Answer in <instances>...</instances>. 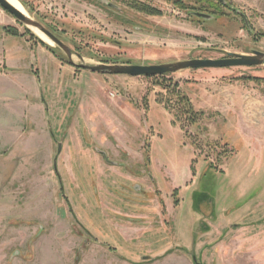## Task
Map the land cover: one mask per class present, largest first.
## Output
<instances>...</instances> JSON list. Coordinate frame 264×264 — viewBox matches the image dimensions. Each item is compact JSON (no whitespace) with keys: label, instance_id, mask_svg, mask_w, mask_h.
I'll return each instance as SVG.
<instances>
[{"label":"rangeland","instance_id":"374dc122","mask_svg":"<svg viewBox=\"0 0 264 264\" xmlns=\"http://www.w3.org/2000/svg\"><path fill=\"white\" fill-rule=\"evenodd\" d=\"M21 1L76 64L264 52V0ZM0 22L50 52L1 6ZM51 47L62 64L43 82L46 127L0 140V264H264V66L108 75ZM155 101L167 114L152 139ZM27 148L35 180L18 171Z\"/></svg>","mask_w":264,"mask_h":264},{"label":"crops","instance_id":"0c3cea01","mask_svg":"<svg viewBox=\"0 0 264 264\" xmlns=\"http://www.w3.org/2000/svg\"><path fill=\"white\" fill-rule=\"evenodd\" d=\"M6 22H0V140H27V143H30V141L37 139L36 128H40L43 131L46 127L45 120L48 119L45 104L46 98H44L42 90L43 82L46 81V78L50 79V75L53 76L52 83H54V79L56 81L57 79L59 80L60 76L57 79L55 77L61 70L60 65L62 62L58 61V58L55 56L56 54L52 51H44L25 35H17L12 30H8L10 29L7 28L8 26L12 29H14V26ZM46 63L50 65L48 73L45 68ZM64 82L62 80V86L68 87L69 83L66 82L64 84ZM4 105L6 106L5 108ZM5 109L7 112L3 114L2 110ZM166 114V110L162 109L158 102L155 101L153 105L149 104L148 111L146 112V123L153 133L152 139L160 135L159 127L162 125L158 118L160 116L165 118ZM168 124L171 129L170 123ZM21 127H25L28 130H20ZM239 139V144L242 146L241 155L245 152L251 156H255L254 153V155L251 154V149L254 146L253 141L242 133H240ZM21 151H24L22 152V159H24L23 161L26 164L23 162L18 171H32V177L35 180V172L38 168L37 164L34 160V162L30 163L32 158H26L31 156L28 155L31 148ZM263 151L260 152L261 156L264 155ZM17 154L21 155L20 150H18ZM190 160L192 162V156ZM240 163L236 162V164ZM257 164H260L262 167L263 159H259ZM178 187L182 188L183 186L179 185Z\"/></svg>","mask_w":264,"mask_h":264},{"label":"water","instance_id":"95a60500","mask_svg":"<svg viewBox=\"0 0 264 264\" xmlns=\"http://www.w3.org/2000/svg\"><path fill=\"white\" fill-rule=\"evenodd\" d=\"M21 4L24 6L22 2ZM0 6L5 11L10 13L19 23L25 25L29 30H32L31 28H37L42 33H44L54 44H56L66 54L68 63L80 69H84L93 73L108 74V75H127L131 77H142V76L155 77V76H168L184 70L252 68V67L264 66V52L262 51H254L252 54L228 53L226 57L218 58V59L195 58V59L163 63V64L145 65V64H137L133 62L110 64V63H105L103 61H101L96 65H88L85 63L76 64L73 62L74 53L72 52L70 47L64 44L56 34L51 32L42 23L30 18L28 15L23 14L20 10H18L16 7L10 4L7 0H0ZM197 15L201 18H206V19L209 18L206 14L199 13ZM41 41L46 43L42 39ZM78 56L80 57V55ZM61 149H62V144L59 143L58 152H60ZM55 169H56V165H55ZM197 264H201V263H197Z\"/></svg>","mask_w":264,"mask_h":264},{"label":"trees","instance_id":"16d2710c","mask_svg":"<svg viewBox=\"0 0 264 264\" xmlns=\"http://www.w3.org/2000/svg\"><path fill=\"white\" fill-rule=\"evenodd\" d=\"M19 1H21V0H19ZM8 30H11V29H8ZM39 42L42 43L48 50L52 51L53 53H56L55 49H53L48 44L44 43L41 40H39ZM103 62L110 63L109 61H103ZM113 63H115V62H113ZM162 77H166V76H162ZM180 101L183 102V107H184V111H185V114L184 115L187 116V119L190 121V123H195L196 122L195 114L193 112L192 106L189 103V101L187 99H185V97H181V100Z\"/></svg>","mask_w":264,"mask_h":264},{"label":"bare ground","instance_id":"6f19581e","mask_svg":"<svg viewBox=\"0 0 264 264\" xmlns=\"http://www.w3.org/2000/svg\"><path fill=\"white\" fill-rule=\"evenodd\" d=\"M10 4H12L14 7H16L18 10H20L23 14L28 15L27 11L25 10L24 6L21 4L19 0H7ZM33 32L39 36L42 40H44L49 45L53 46L54 43L40 30L37 28H31Z\"/></svg>","mask_w":264,"mask_h":264},{"label":"flooded vegetation","instance_id":"af4514ba","mask_svg":"<svg viewBox=\"0 0 264 264\" xmlns=\"http://www.w3.org/2000/svg\"><path fill=\"white\" fill-rule=\"evenodd\" d=\"M219 1V0H218ZM198 262H196V264H197Z\"/></svg>","mask_w":264,"mask_h":264}]
</instances>
